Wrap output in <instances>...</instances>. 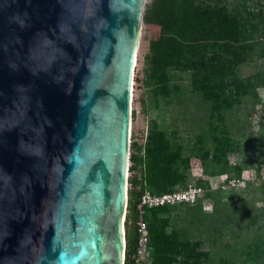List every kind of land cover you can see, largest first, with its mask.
Segmentation results:
<instances>
[{
    "label": "water",
    "instance_id": "95a60500",
    "mask_svg": "<svg viewBox=\"0 0 264 264\" xmlns=\"http://www.w3.org/2000/svg\"><path fill=\"white\" fill-rule=\"evenodd\" d=\"M145 0H0V264H125Z\"/></svg>",
    "mask_w": 264,
    "mask_h": 264
},
{
    "label": "trees",
    "instance_id": "16d2710c",
    "mask_svg": "<svg viewBox=\"0 0 264 264\" xmlns=\"http://www.w3.org/2000/svg\"><path fill=\"white\" fill-rule=\"evenodd\" d=\"M142 20L160 29L143 54L144 111L179 99L180 80L185 78L190 93L200 97L207 110V127L191 143L182 141L175 129L168 132L156 118L148 120L143 144L131 134L125 264H132L138 236L136 204L145 190L162 193L188 186L192 157L200 160L206 175V179L195 176L197 185L211 188L213 177L238 175L243 164L233 166L230 154L240 145L225 126V113L246 97L259 99L258 88L264 87L261 8L250 10L244 1L230 7L225 0H151ZM256 59L262 61L261 67L242 74V67H255ZM135 114L132 109V120ZM227 189L209 190L203 199ZM174 205L145 209L150 250L145 264H207L209 252L201 248L202 241L191 239L188 229L171 225Z\"/></svg>",
    "mask_w": 264,
    "mask_h": 264
},
{
    "label": "rangeland",
    "instance_id": "374dc122",
    "mask_svg": "<svg viewBox=\"0 0 264 264\" xmlns=\"http://www.w3.org/2000/svg\"><path fill=\"white\" fill-rule=\"evenodd\" d=\"M150 1L145 0L144 7ZM225 1L230 7L244 1L250 10L261 8L264 11V0ZM156 32L152 25L141 21L133 82L132 109L136 114L131 134L143 144L147 122L156 118L168 132L175 129L182 141L191 143L196 134L207 127V110L200 97L188 90L187 79L180 80L183 85L179 99L169 105L161 104L159 108L143 109V100L146 99L141 82L143 54ZM252 64L255 67H242V74L261 67L263 63L256 59ZM258 92L259 99L246 97L240 105L225 113V126L240 145L238 152L230 154L231 164H243L238 175H233L240 178L248 172L255 174L257 179L254 182L240 181L227 190H217L213 198H200L199 204L177 203L170 213L172 226L188 229L191 239L202 241L201 248L209 252L207 264H264V87L258 88ZM200 163L196 157L190 159L189 184H195L196 180L192 169L199 172L202 168V177L206 179ZM211 180L214 188L219 178Z\"/></svg>",
    "mask_w": 264,
    "mask_h": 264
},
{
    "label": "built area",
    "instance_id": "2783aa9c",
    "mask_svg": "<svg viewBox=\"0 0 264 264\" xmlns=\"http://www.w3.org/2000/svg\"><path fill=\"white\" fill-rule=\"evenodd\" d=\"M155 36L156 39L160 35V31ZM201 164V163H200ZM192 174L196 177H202V168L199 172L192 169ZM259 177V176H258ZM218 184L214 185V188H206L197 184H189L186 187H176L170 191L162 193H151L149 190H145L141 195L136 204L138 211V218L136 221L137 226V244L135 252L131 255L132 264H145L150 259V250L148 247L149 241V229L147 222L144 218L145 209L154 206H161L165 204H176V203H188L194 204L200 198L204 197L206 192L215 188L225 189L228 187H235L240 181L241 182H254L257 179L255 174L244 173L240 178L235 175H229L228 173H222L219 175Z\"/></svg>",
    "mask_w": 264,
    "mask_h": 264
},
{
    "label": "bare ground",
    "instance_id": "6f19581e",
    "mask_svg": "<svg viewBox=\"0 0 264 264\" xmlns=\"http://www.w3.org/2000/svg\"><path fill=\"white\" fill-rule=\"evenodd\" d=\"M140 32V31H139ZM135 66H136V63H135ZM133 85H134V83L132 82V98H133ZM132 103H133V99H132ZM133 105V104H132ZM131 125H132V122H131ZM130 129H131V126H130Z\"/></svg>",
    "mask_w": 264,
    "mask_h": 264
},
{
    "label": "crops",
    "instance_id": "0c3cea01",
    "mask_svg": "<svg viewBox=\"0 0 264 264\" xmlns=\"http://www.w3.org/2000/svg\"><path fill=\"white\" fill-rule=\"evenodd\" d=\"M151 25V24H150ZM157 31V30H156ZM158 31H160V29L158 30ZM158 34V32H156V35Z\"/></svg>",
    "mask_w": 264,
    "mask_h": 264
}]
</instances>
